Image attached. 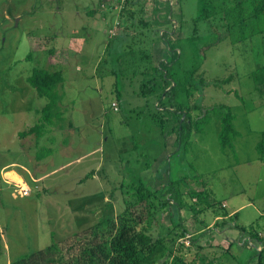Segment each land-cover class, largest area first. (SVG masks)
<instances>
[{
  "label": "rangeland",
  "instance_id": "rangeland-1",
  "mask_svg": "<svg viewBox=\"0 0 264 264\" xmlns=\"http://www.w3.org/2000/svg\"><path fill=\"white\" fill-rule=\"evenodd\" d=\"M124 1L0 0V168L7 163L30 165L28 155L21 153L22 143L13 134L35 122L32 110L43 100L37 98L26 77L33 65L49 68L43 49L44 38L51 36L50 45L57 49L50 61L59 65L56 70L63 69L68 88L65 103L73 111L74 132L67 129L64 139L73 143V133L76 135L75 145L64 148L65 154L52 164L84 155L79 164L66 166L43 182L52 191L44 196L39 189V199L28 196L37 190L21 181L12 194L0 182V264H10L55 241L59 248L55 255L75 258L83 240L90 237L83 230L104 216L116 217L126 207L123 199H128L120 192L137 179L167 197V170L173 181L202 175L213 199L227 200L228 210L249 203L240 218L229 223L248 228L257 221L264 229V158L258 159L257 151L258 143L264 141V106H260L250 77L264 64V35L232 43L219 11L234 0H131L135 11L131 21L119 16ZM203 9L212 14L195 24ZM140 18L150 23L148 30L138 25ZM211 25L216 27L210 30ZM118 33L124 34L122 43L108 48ZM29 51L36 52L31 63L25 60ZM171 51L178 54L177 60L172 61ZM167 59L170 74L193 67L195 77L205 79L202 92L190 99L182 95L184 104H196L202 110L223 104L235 114L240 135L234 142V155L221 150L219 124L213 116L201 133L192 135L187 151L174 153V114L156 108L163 83L152 73ZM229 76L230 81L213 84V80ZM152 78L149 87L153 91L141 93L140 86ZM116 100L118 110L114 111L111 103ZM93 149L97 151L85 156ZM93 170L97 176L75 182ZM197 180L190 183L195 192L200 189ZM179 187L183 190L185 185ZM200 199L185 195L188 207L178 210L173 206V221L166 209L154 213L151 220L147 217L152 212L135 210L134 218H146L141 227L150 228L155 240L175 239L171 256L167 247L159 245L141 264H175V258L183 264H210L213 257L212 264H247L250 258L248 264L257 263L255 252L262 245L252 249V241H243L246 236H234L229 243L228 234L222 237V218H217L224 214L222 204L215 210ZM176 224L181 226L176 228ZM181 230L186 234L179 235ZM258 233L264 239V230Z\"/></svg>",
  "mask_w": 264,
  "mask_h": 264
},
{
  "label": "trees",
  "instance_id": "trees-1",
  "mask_svg": "<svg viewBox=\"0 0 264 264\" xmlns=\"http://www.w3.org/2000/svg\"><path fill=\"white\" fill-rule=\"evenodd\" d=\"M131 5V0H125L119 16L126 17L128 21H131L134 18L135 12L131 8ZM219 12L223 14L222 19L225 21V34L232 39L233 44H238L241 41L245 42L255 36L264 35V0H234L233 4L225 8H221ZM89 13L90 15H93L92 11ZM218 13H216V15ZM210 14L212 13L203 9L202 14L194 19V23L196 24L199 20L201 21L206 17H209ZM148 24L150 25V23L145 21L143 18L139 19L138 25L143 28V30H148ZM214 27H216V25H211L210 30H213ZM220 27L221 25L219 28ZM195 33L196 28H194V34ZM123 35V33H118V35L114 38L115 41L111 40L108 42V48H113L112 45L114 44L119 46L120 43H122L121 41ZM52 40H54L53 36L44 38L43 52L46 55L47 59L45 58V60L47 65H49V68H35L33 65V68H31L28 76L26 77L27 84L35 91L36 96L42 99L45 104L42 109L39 110L38 121L27 130L19 132V139L33 136L37 142L40 141V139L46 138L48 142L51 143L54 141V137L51 135L52 130H50V128L58 130L64 134L67 129L72 128L73 126V122L71 121L73 111L69 109L68 105H66V100L62 101L65 97L63 91V87H65L63 69L59 68V70H56V67L59 65L53 64L50 61V58L54 57V52H56L57 49V47L50 45ZM210 44L206 45L204 48L208 47ZM34 53L36 52L29 51L25 60L31 63V61L34 60ZM171 56L172 61L177 60L179 57L178 54L174 55L173 51H171ZM169 63L168 59L160 61L158 67L153 68L152 73L157 78H160L163 83L162 95L157 103L158 105L156 104V108L158 111L162 110L163 112L164 110L174 114V124L172 128L173 134L175 135L174 145H176V151H174V153H183L187 151L191 144L192 135L201 133L204 125L209 122L211 116H213L217 119L219 124L217 137L221 150H228L234 155V142L240 135L235 125V114L228 106L223 104L204 110L196 104L189 106L185 103V105L181 99L182 95L185 94L187 99H190L194 97L195 92H202V89L205 86V79L200 75H198V78L195 77L196 69L193 67L183 73L170 74L169 70H166ZM250 77L254 82L253 91L261 100L260 106H264V64L254 69L250 73ZM231 79L232 76H229L226 79H215L213 80V84L215 86H219L221 83L223 84ZM153 81L154 79L152 78L142 84L140 86L141 93L147 94L152 92L153 88L149 87V85L152 84ZM235 95L238 97L236 92ZM239 99L242 103L244 102L243 98L240 97ZM117 101L118 100H116V105L118 104ZM63 110L64 112L69 111L67 115L68 117H63L65 114L63 113ZM35 151L37 152V162L55 152L54 150L49 149V147H45L41 150L37 149ZM257 151L260 154L258 159L264 158L263 140L258 143ZM165 174L166 187L168 191L167 197L162 198L160 190L153 191L150 187L145 185L143 180L140 178L137 179L136 183H132V186L125 192H120L123 196L127 195L128 199H123V202L126 203V207H124V209L118 213L116 217L113 218L111 216H104L105 218H100L97 224L83 230L84 234L88 233L90 237L83 240L80 251L75 258L69 259L62 257V255H55V253L59 251L55 241L46 246L44 249L19 257L16 261L11 262L10 264H141V261L144 258L154 254L159 245L167 247L169 250V256H171L174 252L173 247L175 246V239H162L161 237L159 240H155L151 229L148 227H141L142 223L155 218L154 213H157L162 209H166L167 216L171 221H173L171 208L173 206L178 210L187 208L188 206L184 200V197L187 194L193 195V197H201L199 201L213 209H215L217 204L220 206L221 202L213 199L214 194L207 188L202 175L193 174L192 177L188 178L182 176L173 181L169 175V170H167ZM95 175L96 173L91 171L85 175L83 180L85 181ZM195 179H198L197 182L200 185V189H197V192L190 188V183ZM182 184L185 185L183 190L179 187ZM120 187L121 188L119 189L118 187L117 190L121 191L123 184H121ZM114 189L116 190V188H112V191ZM44 192V196H48L50 193L49 191ZM38 193L39 191H37L36 194H30L28 196L31 197L34 195L35 197L40 198L41 195ZM107 207L109 209L112 208L109 204ZM139 208L140 210L145 211L146 214L152 212L148 215L147 220L146 218H139V215H137V218H134V212ZM221 209H223V207ZM87 211L89 212V210ZM93 211L94 210H91V212ZM194 213H196L195 210ZM221 213L223 214L224 211L221 210ZM220 220H222V224H224L223 227L235 230L243 236L247 235L250 240L262 245V249L255 252V256L258 257L257 263L255 264H263L264 239L259 236L258 232L264 229L260 222L255 221L247 228L236 223L231 224L229 221L226 223L225 220L227 219L225 218ZM148 224L150 227V223ZM181 224H176L175 227L177 228L181 226ZM197 232H200V230H197ZM185 234V230H181L179 233L181 236ZM75 235H77V232H75ZM232 242L233 240L229 241V243ZM228 252L229 248H226L225 253ZM213 259L214 257L211 258V262L209 261L210 264L213 263ZM250 262L251 258L247 264ZM183 263L182 259L175 258V264Z\"/></svg>",
  "mask_w": 264,
  "mask_h": 264
},
{
  "label": "crops",
  "instance_id": "crops-1",
  "mask_svg": "<svg viewBox=\"0 0 264 264\" xmlns=\"http://www.w3.org/2000/svg\"><path fill=\"white\" fill-rule=\"evenodd\" d=\"M63 91L65 94V97L63 98L62 101H65L66 96L68 95V93H67L68 88L66 86L63 87ZM43 105H44V101H40V106L37 108H34L32 110L34 112L33 113L34 121H35L34 123H36L38 121L39 110L42 109ZM64 110H63V113H65V114L63 115V117H68L67 115H68L69 111L64 112ZM29 127H31V126H29ZM50 130H52L51 135H53V137H54V141L51 143L48 142V140L46 138L40 139V141L37 142L33 136H29L27 138L19 139L18 133L22 132L24 130H19L17 132H14L13 135L15 137H17L20 140V142L22 143L21 144L22 145V147H21L22 152L21 151L20 152L22 154H25L26 156L28 155L27 157H28V159H30V165H25V164L20 165L19 163H7L4 166H2V168H0L1 169V173H0L1 187L10 190L11 194H12L14 192L15 187H17V184H19V182L21 181L24 186H27L28 188L30 187V188L35 189L37 191L39 189H42L43 191H52V190H50L51 188H49L48 186L46 189L43 186V182H45L48 179H51L53 176H56L59 173V171L64 169L66 166L71 167L73 165L80 163V160L83 159V157H84V155H82V154H81V156L72 157V158L68 157V158H65L66 160L65 159L60 160V162H58L57 164H52L55 160H58L59 158H61L65 154L64 148H66V147L69 148L70 146L75 145L74 141H75L76 135H75V133H73L74 140H73V143H70L69 141L64 139L63 136L65 133L63 134V133L59 132L58 130H54L53 128H50ZM68 131L74 132V131H72V128H69ZM45 147H49V149H52L55 152H53V154H51L50 156L43 158V160H40L39 162H37L36 161L37 152L35 150H37V149L41 150ZM123 148H124V146L119 148V150L122 151ZM94 151H97V149L91 150V152L85 154V156L89 155L90 153H94ZM51 164H52V167H50ZM43 167H46V168H43ZM93 171H95V170H93ZM85 175H87V173ZM85 175L83 177H80V176L77 177L75 182H78V184L85 182L86 180L85 181L83 180ZM94 180H97V179H94ZM102 197H103V195H102ZM221 204H222L223 211H224L223 215H225V216L220 214L217 218H225L228 221H230L234 217L236 220L239 219L240 218L239 213L245 209L244 207L250 206V204L248 203V204H244V205H241L238 207H234V210H228L227 200H222ZM226 234H228L230 236V239H232V237H234V236H237L238 238L243 236L235 230L228 229V227L227 228L224 227L222 237H223V235H226ZM244 236H246V237H244L243 241H246V242L248 241V244H249V242L252 240H250L247 235H244ZM227 239H229L228 236L225 237V242ZM252 242L250 243L252 249L255 250L256 248L260 247L259 243H257V242L252 243ZM238 245H240V244L238 243Z\"/></svg>",
  "mask_w": 264,
  "mask_h": 264
},
{
  "label": "built area",
  "instance_id": "built-area-1",
  "mask_svg": "<svg viewBox=\"0 0 264 264\" xmlns=\"http://www.w3.org/2000/svg\"><path fill=\"white\" fill-rule=\"evenodd\" d=\"M103 3V2H102ZM102 6H104V4H102ZM111 107L114 109V110H117V105L116 103H111ZM24 193L27 195V191L24 190ZM257 251H260V250H257Z\"/></svg>",
  "mask_w": 264,
  "mask_h": 264
}]
</instances>
